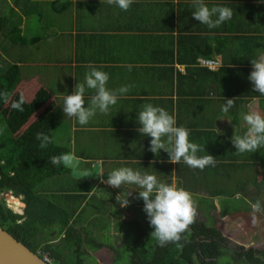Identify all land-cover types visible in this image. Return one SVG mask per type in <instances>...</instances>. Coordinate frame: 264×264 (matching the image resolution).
Instances as JSON below:
<instances>
[{
  "label": "crops",
  "instance_id": "crops-1",
  "mask_svg": "<svg viewBox=\"0 0 264 264\" xmlns=\"http://www.w3.org/2000/svg\"><path fill=\"white\" fill-rule=\"evenodd\" d=\"M5 3L12 13L0 29V53L21 66L22 79L17 91L23 93L27 101H31L40 88L50 93L49 100L36 112L34 119L51 103L62 109L56 98L63 101L78 82L83 83L89 65L109 74V89L132 86L114 106H110L103 122L80 125L76 118L70 117L71 129L53 132L54 142L69 146L70 152L77 157L70 166L73 174L84 179L90 177L88 180L92 183L101 184L98 188L107 185L102 168L110 160L128 162L132 159L129 163L144 165L142 173L158 172L156 169H161L160 166H148L165 162L156 159V155L148 150L151 137L137 131L141 127L137 114L145 104L164 107L174 114L178 126L191 129L190 138L195 143H210L217 139L215 134L200 130L201 127L208 129L206 126L211 121L215 133L231 139L235 129L238 134H243L237 127L245 123L241 113L250 109L264 113V96L253 90L248 79L253 70L251 59L257 58V50L264 51V0H205L209 6H228L237 13L232 21L216 28L193 19V0H134L127 11L108 4L107 0H0V9ZM32 17L36 21H32ZM18 23L20 34L12 31L13 25ZM19 36L23 37L22 41ZM206 43L213 47L212 57L221 62L215 69V76L204 67L196 71V65L185 60L202 51L196 47L198 44ZM37 62L38 67L33 66ZM208 68L213 70V67ZM92 94L94 90H87L86 98ZM226 98H235V106L227 115L221 111ZM233 116L237 119L233 120ZM229 118L231 122L227 120ZM76 133H88L84 137L88 144L93 145L98 136L102 143L90 146L88 151L83 148L77 151L69 144V136ZM125 145L128 149L122 152ZM226 145L221 141L215 145L201 144L206 151L198 155L211 154L216 161H229V155H239L236 149H231V144ZM93 149L96 153L115 155L116 159L103 157L96 163L91 155ZM252 167L250 162L251 173L247 170L240 177L260 179L258 169L255 174ZM73 168L82 176L74 173ZM158 180L166 182V177L162 174ZM132 187L138 188L134 184ZM137 191L133 190L132 195ZM117 196L115 193V199ZM126 199V195L120 196L117 202ZM61 206H64L62 202L57 203L56 210ZM104 206L106 209L107 205ZM117 210L122 211L121 208ZM113 227L111 223L105 231L110 238L115 233Z\"/></svg>",
  "mask_w": 264,
  "mask_h": 264
},
{
  "label": "trees",
  "instance_id": "trees-1",
  "mask_svg": "<svg viewBox=\"0 0 264 264\" xmlns=\"http://www.w3.org/2000/svg\"><path fill=\"white\" fill-rule=\"evenodd\" d=\"M235 15L237 13L233 11V17L228 22L232 21ZM8 19V15L3 16L0 13L1 30ZM19 26V23L14 24L12 31L16 30L19 33ZM8 36L9 34L6 35ZM19 39L22 41L23 37L19 36ZM196 47L202 51L185 60L196 65V71L204 67L203 69H207L212 76H215L217 72L215 69L219 64L213 70L197 65L199 56L216 59L211 55L213 47L207 43L198 44ZM177 73L180 75L178 71ZM21 79V66L8 61L0 53V90H7L11 94L7 104L0 99V226L32 251L48 255L55 264H88V260L90 264H99L96 259L92 261L87 259L90 253L88 251H98L106 246L114 253L111 264H264V247L246 248L242 245L230 247L227 239L218 229L214 217L208 216L213 220L211 224H207L206 220L199 217V214H203L202 211L213 213L217 210L215 203L217 197H232L240 194L244 199L249 196L254 201L260 199L264 206V149L255 153L229 155V161H216L214 167L208 166L204 170L193 169L183 161L180 164L170 163L168 154L160 150L156 159L165 162H154L148 167L157 165L164 168L163 177H166V183H171L174 176L179 186L194 193L195 196L202 198L210 196L208 197L210 202L207 203L204 199L197 201L196 220L178 243L160 246L159 242L151 237L154 229L150 226L147 214L143 210L144 201L138 199V193H135L130 201V205L136 204L135 217L124 221L123 224L127 233L124 243H130L128 255L124 256L119 246L114 247L106 239L109 236L105 235L111 223L115 227V222L118 223L117 220L122 216L121 211L116 207L108 206L106 208L108 211L105 206L97 208L91 211V215H87V223L83 220L77 221L80 214L85 215L86 205L90 200H95L94 197L99 192L98 186L101 184L76 177L72 168L63 164L54 166L49 163V157L70 152L69 146L54 142L53 132L59 131L62 122L63 111L60 106L51 103L34 121L21 130L29 118L50 98L48 90L40 88L31 101L26 100L23 112L14 110L11 103L21 94L17 91ZM236 119L237 116H233V120ZM206 127L208 129L203 130L201 127L200 130L215 134L217 139L205 144L215 145L221 141L227 145L231 144V149H235L231 139H226L224 135H218L212 130V121ZM38 131L46 132L53 137V143L46 149H41L40 142L35 139ZM218 157L217 155L216 158ZM137 160L141 161V159ZM129 161L132 159H128ZM250 162L253 163L255 174L258 169L260 179L248 177L244 180L240 177L247 170L251 173ZM130 166H140L138 170L142 171L144 165L133 162ZM190 171L194 172L192 184L185 178L186 173ZM105 175L107 178L108 173L105 172ZM223 175L226 177H220ZM8 191L15 196H22V201L25 203L22 214L15 212L5 202L2 193ZM97 198H100L99 193ZM61 202L64 206L56 210L55 204ZM247 208L250 206L248 205ZM77 223L85 224L78 227ZM42 228L54 232V237L40 239L39 233ZM128 234L133 237L132 242L129 241ZM58 236H62L60 243L51 241Z\"/></svg>",
  "mask_w": 264,
  "mask_h": 264
},
{
  "label": "clouds",
  "instance_id": "clouds-1",
  "mask_svg": "<svg viewBox=\"0 0 264 264\" xmlns=\"http://www.w3.org/2000/svg\"><path fill=\"white\" fill-rule=\"evenodd\" d=\"M107 3L127 11L134 0H107ZM193 4L195 7V11L192 13L193 19L209 28L219 27L233 17V9L228 6H209L205 0H193ZM257 51V58L251 59L253 70L248 79L252 82L253 90L264 96V51ZM89 69L85 73L84 82H78L72 93L64 96L63 100L64 115L76 118L80 125H87L97 111L107 114L110 106H114L120 96L128 93L132 87L123 85L119 89H109L107 87L110 79L109 74L95 66L89 65ZM87 90H94V94L86 98ZM10 95L7 90H0V99L6 104L9 102ZM25 103H27L26 98L21 93L18 99L12 101L11 107L23 112ZM234 106L235 98H226V103L221 106V111L227 115ZM227 120L231 122L230 119ZM242 120L247 125L246 131L243 134H238L235 129L231 138L236 151L243 154L246 152L255 153L264 149V113L250 109L242 114ZM137 122L141 125L137 131L142 136L151 137L148 150L155 155L160 153V150H164L168 154L170 163L180 164L183 161L193 169L204 170L208 166H215L216 159L213 155H198L205 149L191 140V129L178 126L175 115L170 114L164 107L154 106L151 103L143 105L142 110L137 114ZM35 139L40 142L41 149H46L49 144L53 143V137L43 131H38L35 134ZM76 159L77 157L72 152L61 153L49 157V163L54 166L63 164L65 167H70ZM105 182L118 189L125 184L138 186L137 198L144 201L143 210L147 214L150 226L154 229L151 237L155 238L160 246L178 243L198 215V203L194 199V194L179 186L175 179L171 183H166L158 180L155 174L142 173L131 167H120L111 171ZM119 197L120 195L116 197L117 201H119ZM249 203L252 209L253 223H255L256 213L264 212V206L260 199ZM119 204L121 207H127L129 199ZM10 208L16 212L14 208Z\"/></svg>",
  "mask_w": 264,
  "mask_h": 264
},
{
  "label": "rangeland",
  "instance_id": "rangeland-1",
  "mask_svg": "<svg viewBox=\"0 0 264 264\" xmlns=\"http://www.w3.org/2000/svg\"><path fill=\"white\" fill-rule=\"evenodd\" d=\"M3 1H7V0H3ZM0 13H1V15L6 16V15H9L10 13H12V9L7 5V3H5L2 5V9H0ZM11 17L14 18V15H12ZM29 20H30V18H29ZM31 20L36 21V19L34 17H32ZM20 44H22V43H20ZM38 63L39 62L34 63L33 66L38 67ZM56 101L58 102V104L61 105V107L63 109L62 98L57 97ZM35 114L36 113H34L29 118V120L21 128V130H23V128H26L32 121L35 120L34 119ZM63 116H64V118L62 119L63 120L62 122H64V123H61L59 130L71 129L73 127L72 119L70 117H66L64 115V113H63ZM240 117H242V113L240 114ZM103 119H104V114L97 111L96 115L90 119V121L87 125L96 123L97 121L103 122ZM188 119H189V121L191 120L190 117ZM237 127L239 129H241L243 133L247 129L246 123L239 124ZM80 133H82V132H80ZM68 134H70V133H68ZM86 135H88V133L82 134V135L79 133H76V135L71 134L69 136V138L71 139V141L69 143L70 146L75 147L77 151L81 148H83L84 151L85 150L88 151L90 146H94L98 143H102V139L100 138V136H98V137L94 138V144L93 145L88 144V140L84 139V137ZM197 144H199L201 146V144H205V143L197 142ZM127 149H128V147H127V145H125L121 151L123 152V151H126ZM205 151H206V147H205ZM96 152H97V150L93 149V153L91 154V155H94L95 161L97 159L103 158V157L110 158V159H116L115 155L112 156L111 154H108V155L105 154V152H102V153H96ZM96 163H98V161H96ZM130 165H131V163L125 162L124 159L120 160V161L119 160H110L108 164L104 165L105 168L103 167L102 169L104 172H107L109 175L111 173V171H113L114 169H117L120 167H130ZM131 168H133L134 170H138L140 168V166H133ZM73 169H74V173L79 174V176H82V174H80L79 171H77L75 168H73ZM163 169L164 168L156 169L159 171L158 172L152 171V173H149V174H155L157 176V178L159 179L160 177H162ZM81 172H82V169H81ZM193 173H194L193 171H190V172H187L185 175L186 181L191 182V184L194 181ZM212 173L213 172H211V174ZM87 178L89 179L90 177L87 176ZM162 182H165V181H162ZM102 188H98L99 192L96 193V196L94 197L95 200H90V203L86 205V210H88V211L85 210V215L80 214L77 217V221L83 220V222L87 223V215H91L92 214L91 211H95V209H97V208H102L104 205H107L106 208H108V206H112L110 204V202L114 206H116L117 208H122V211L120 212L122 216L120 217L119 220H117L118 223L115 222L116 226L112 228L113 232H115V233H113L111 238L107 237L106 239L108 242L112 243L114 245V247L118 248V246H119L120 250L122 251V254L124 256H127L128 255L127 250H128L130 243L129 242L124 243L127 233H126V230H125V227L123 224H124V221L132 219L135 217L136 204L132 206V205H130V201L133 199V195H132L133 190H136L138 188L136 187V189H135L132 187V185H128V184L122 185V187L119 189L113 188L109 185H105ZM201 191H202V189H201ZM102 192L105 196L102 195ZM98 193H99L100 198H97ZM115 193H117L121 197H124V195H126L127 199H129V204L127 207H121L119 202H117V200L115 199ZM137 193H138V191H137ZM7 195H10V196H7ZM11 195H13V193L11 191L2 193V196H4V200L7 204H9V202H10V201H8V199H9L8 197L11 198ZM13 196L15 198L19 199L20 203H19V205H16L17 200L14 198V203H12V204L10 203V204L14 207L16 212H20L22 214V212H23V205L21 203L22 196H15V195H13ZM208 197H210V196H208ZM208 197L202 198L200 196H195V194H194V199L196 201L204 199L207 203H209L210 200L208 199ZM250 201L255 202L254 200L251 199L250 196L248 198L244 199L243 196H241L240 194L234 195V196L232 195V197H227V196L217 197L215 200L217 210H215L213 213L211 211H209V213L208 212L204 213L202 211L203 214H199V217H201V219L206 220L207 224H211L213 222V220L209 219L208 216L214 217V220L217 224L218 229L222 232L223 236L227 239L230 247H236V246L242 245L246 248H248V247L263 248L264 247V212L256 213V222L253 223L252 209H251V207L247 208L248 205L250 206V203H249ZM72 209L74 211V208H72ZM81 225L82 224L77 223L76 226L80 227ZM53 229H55V228H53ZM39 237H40V239H43V238H49L50 239L51 237L52 238L54 237V232H51V231H48V229L42 228L41 233H39ZM58 237L56 239L51 240V241L56 242V243H60L62 241V236H58ZM128 238H129V241L132 242L133 237H130L128 234ZM88 252H90V253L87 255V259H90V261H92V259H96L99 264H111L113 262L114 253L110 247L106 246V247L101 248L98 251L89 250ZM52 264H55V263H52ZM88 264H90L89 260H88Z\"/></svg>",
  "mask_w": 264,
  "mask_h": 264
},
{
  "label": "water",
  "instance_id": "water-1",
  "mask_svg": "<svg viewBox=\"0 0 264 264\" xmlns=\"http://www.w3.org/2000/svg\"><path fill=\"white\" fill-rule=\"evenodd\" d=\"M25 206V203H22ZM0 264H50L0 226Z\"/></svg>",
  "mask_w": 264,
  "mask_h": 264
},
{
  "label": "built area",
  "instance_id": "built-area-1",
  "mask_svg": "<svg viewBox=\"0 0 264 264\" xmlns=\"http://www.w3.org/2000/svg\"><path fill=\"white\" fill-rule=\"evenodd\" d=\"M198 60V63L201 65V66H205V67H216L218 64H219V60L218 59H215V60H213V59H211V58H207V57H200V58H198L197 59ZM8 196V195H7ZM10 196V195H9ZM12 196V195H11ZM12 197H14V196H12ZM8 201H9V199H8ZM12 204V203H11ZM10 204V202H9V204H7L8 206H10V207H12V208H14L12 205ZM38 254L42 257V259L44 260V261H46V262H48V263H51L52 262V260H51V258L48 256V255H46V254H41L40 252H38Z\"/></svg>",
  "mask_w": 264,
  "mask_h": 264
},
{
  "label": "bare ground",
  "instance_id": "bare-ground-1",
  "mask_svg": "<svg viewBox=\"0 0 264 264\" xmlns=\"http://www.w3.org/2000/svg\"><path fill=\"white\" fill-rule=\"evenodd\" d=\"M9 196V195H8ZM9 198V201H10V203H13L14 202V197H12L11 196V198L10 197H8ZM12 199H13V202H12ZM16 200H17V203H16V205H19V201H18V199L17 198H15Z\"/></svg>",
  "mask_w": 264,
  "mask_h": 264
}]
</instances>
